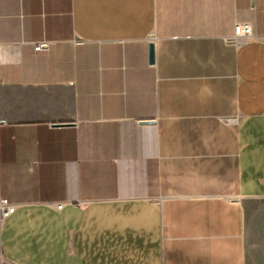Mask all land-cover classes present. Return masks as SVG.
Returning a JSON list of instances; mask_svg holds the SVG:
<instances>
[{"label": "crops", "instance_id": "0c3cea01", "mask_svg": "<svg viewBox=\"0 0 264 264\" xmlns=\"http://www.w3.org/2000/svg\"><path fill=\"white\" fill-rule=\"evenodd\" d=\"M0 198V264H264V0H0Z\"/></svg>", "mask_w": 264, "mask_h": 264}, {"label": "built area", "instance_id": "2783aa9c", "mask_svg": "<svg viewBox=\"0 0 264 264\" xmlns=\"http://www.w3.org/2000/svg\"><path fill=\"white\" fill-rule=\"evenodd\" d=\"M252 37V29L249 23H237L234 29V34L230 38L232 44H239L241 42L247 41ZM42 48L41 44H36L35 50H40ZM63 202H56L55 208L57 210L63 207ZM16 209V204L7 202L6 199L0 198V216H8L12 214Z\"/></svg>", "mask_w": 264, "mask_h": 264}, {"label": "water", "instance_id": "95a60500", "mask_svg": "<svg viewBox=\"0 0 264 264\" xmlns=\"http://www.w3.org/2000/svg\"><path fill=\"white\" fill-rule=\"evenodd\" d=\"M154 45L152 43L149 44V61L153 62L154 60Z\"/></svg>", "mask_w": 264, "mask_h": 264}]
</instances>
